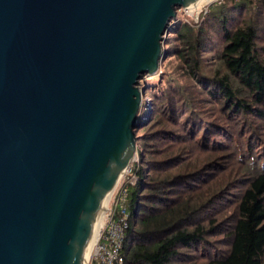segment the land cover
Segmentation results:
<instances>
[{"label":"water","instance_id":"95a60500","mask_svg":"<svg viewBox=\"0 0 264 264\" xmlns=\"http://www.w3.org/2000/svg\"><path fill=\"white\" fill-rule=\"evenodd\" d=\"M197 0H0V264H85L136 152L177 10Z\"/></svg>","mask_w":264,"mask_h":264},{"label":"trees","instance_id":"16d2710c","mask_svg":"<svg viewBox=\"0 0 264 264\" xmlns=\"http://www.w3.org/2000/svg\"><path fill=\"white\" fill-rule=\"evenodd\" d=\"M198 23L174 21L140 87L122 264H264V0Z\"/></svg>","mask_w":264,"mask_h":264},{"label":"built area","instance_id":"2783aa9c","mask_svg":"<svg viewBox=\"0 0 264 264\" xmlns=\"http://www.w3.org/2000/svg\"><path fill=\"white\" fill-rule=\"evenodd\" d=\"M200 1V5L194 6ZM220 2L221 0H197L192 6L180 10H183L185 16L192 18L197 23L202 16L209 12L211 6ZM129 184L133 185L134 179L129 181ZM126 200L127 190L120 183L107 203L103 215V225L98 233L88 263L91 260L92 264H122L119 254L122 248L124 233L128 228ZM110 202L111 205L109 206Z\"/></svg>","mask_w":264,"mask_h":264},{"label":"rangeland","instance_id":"374dc122","mask_svg":"<svg viewBox=\"0 0 264 264\" xmlns=\"http://www.w3.org/2000/svg\"><path fill=\"white\" fill-rule=\"evenodd\" d=\"M221 2H222V0H221ZM192 8V7H191ZM186 18V19H188V21H191L192 23H193V25H198L199 23V20H198V24L197 23H195L194 22V20L192 19V18H190V17H188V16H185L184 15V11L183 10H177V14H176V19L177 18ZM175 19V20H176ZM175 20H173L172 21V23H171V25H173L174 24V21ZM165 38H166V35H165V37H164V40H165ZM164 41H163V50H164ZM162 65H163V62L160 64V69H159V71H158V73L154 76V77H152V78H148V77H143V78H141V80H140V82H139V86L141 87L144 83H146V82H152L153 81V79H155V78H157L158 76H159V74H160V71H161V67H162ZM134 162H137V156H136V152H135V154H134V156H133V158H132V160H131V162H130V164H129V166H128V168L126 169V171L124 172V174L121 176V178H120V180H119V182H118V184H117V186L115 187V189L113 190V192L116 190V188L118 187V185H120V183L122 184L123 182L125 183H128L129 184V181H131V180H133V178H131V176H130V170H131V166H132V164L134 163ZM111 196H112V194L110 195V197H109V199H108V201L110 200V198H111ZM108 201H107V203H108ZM106 203V204H107ZM111 205V202H110V204H109V206ZM105 206H107V205H105ZM105 208L106 207H104V211H105ZM104 211H103V213H104ZM103 221H104V216H103V219H102V224H103ZM101 229V228H100ZM96 236H97V234H96ZM97 239V238H96ZM92 248H93V246L91 247V251H90V254H91V252H92ZM90 254H89V256H90ZM89 256H88V259H89ZM86 264H92L91 263V260H90V262L88 263V260H87V263ZM94 264V263H93Z\"/></svg>","mask_w":264,"mask_h":264},{"label":"bare ground","instance_id":"6f19581e","mask_svg":"<svg viewBox=\"0 0 264 264\" xmlns=\"http://www.w3.org/2000/svg\"><path fill=\"white\" fill-rule=\"evenodd\" d=\"M201 4V1L200 2H197L194 6H196V5H200ZM193 6V7H194ZM192 7V8H193ZM125 172V171H124ZM124 172L122 173V175L124 174ZM121 175V176H122ZM118 184V183H117ZM117 186V185H116ZM113 193V191L109 194V196L106 198V200H105V203H104V207H106L105 205H107L106 203H107V201H108V199H109V197H110V195ZM104 207H103V209H104ZM104 211V210H103ZM103 211L98 215V217H97V219H96V221H95V225H94V233H93V237H92V239H91V241H90V243H89V245H88V247H87V249H86V251H85V264L87 263V260H88V256H89V254H90V251H91V247L93 246L94 247V244H95V242H96V238H97V236H98V233H99V231H100V228L102 227V219H103V215H104V213H103ZM105 212V211H104ZM96 234H97V236H96ZM92 250H93V248H92Z\"/></svg>","mask_w":264,"mask_h":264}]
</instances>
